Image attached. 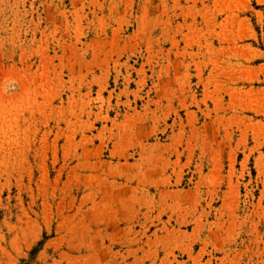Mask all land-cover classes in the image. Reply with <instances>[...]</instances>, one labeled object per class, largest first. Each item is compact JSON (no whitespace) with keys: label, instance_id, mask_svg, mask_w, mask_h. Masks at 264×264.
Masks as SVG:
<instances>
[{"label":"rangeland","instance_id":"1","mask_svg":"<svg viewBox=\"0 0 264 264\" xmlns=\"http://www.w3.org/2000/svg\"><path fill=\"white\" fill-rule=\"evenodd\" d=\"M0 264H264V0H0Z\"/></svg>","mask_w":264,"mask_h":264}]
</instances>
